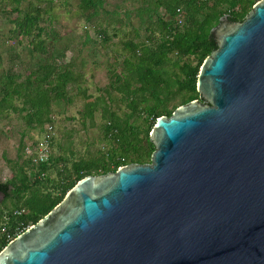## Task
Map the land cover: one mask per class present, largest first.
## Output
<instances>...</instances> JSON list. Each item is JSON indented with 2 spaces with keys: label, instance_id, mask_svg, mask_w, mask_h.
Here are the masks:
<instances>
[{
  "label": "water",
  "instance_id": "95a60500",
  "mask_svg": "<svg viewBox=\"0 0 264 264\" xmlns=\"http://www.w3.org/2000/svg\"><path fill=\"white\" fill-rule=\"evenodd\" d=\"M209 34L202 102L155 120L150 163L77 181L0 264H264V0Z\"/></svg>",
  "mask_w": 264,
  "mask_h": 264
},
{
  "label": "trees",
  "instance_id": "16d2710c",
  "mask_svg": "<svg viewBox=\"0 0 264 264\" xmlns=\"http://www.w3.org/2000/svg\"><path fill=\"white\" fill-rule=\"evenodd\" d=\"M136 1L122 16L118 5L105 9V0H78L76 4L79 16L99 39L97 43L85 35L83 46L90 43L93 49L98 44L106 49L108 29L115 37L129 28L119 43L123 52L119 68L107 63L104 95L93 100L84 96L78 111L83 131L97 129L101 145L93 152L87 149L92 143H86L82 152L76 150L71 131L57 137L53 131L54 108L61 102L69 104L70 92L85 93L74 61H65L70 44L61 42L54 29L43 27L45 10L37 6L28 11L11 9L17 15L10 21L13 27L8 38L29 39L27 51L34 60L24 68L22 78L12 65L2 68L0 64V116L21 115L27 129L40 137L47 126L52 132L45 162L32 164L21 151L10 178L0 182V250L50 211L80 179L113 173L130 164H149L154 148L148 134L155 120L169 117L192 100L202 102L195 81L203 60L216 48L210 30L222 16L241 22L259 0ZM97 111L100 122L95 125ZM19 210L23 213L12 214Z\"/></svg>",
  "mask_w": 264,
  "mask_h": 264
},
{
  "label": "rangeland",
  "instance_id": "374dc122",
  "mask_svg": "<svg viewBox=\"0 0 264 264\" xmlns=\"http://www.w3.org/2000/svg\"><path fill=\"white\" fill-rule=\"evenodd\" d=\"M105 9H112L114 5L120 8L119 15H123L126 8L136 5V0H105ZM78 0H0V64L2 68L10 65L14 70L22 73L25 67H29L34 60L27 48H29V39L17 38L11 39L9 31L12 29V21L17 13L10 12L12 8L20 11H28L37 6L40 10H45L42 15L43 27L54 29L61 42L70 44V50L65 54V61L70 58L74 61L75 67L82 74L79 80L80 88L85 89L84 95L81 90L70 92L71 102L69 104L60 103V107L54 108L53 131L55 137L59 136L63 131H71L74 138V147L82 152L86 143H92L87 149L91 152L97 145L99 135L94 127H87L85 131L79 123L78 111L81 110L84 102V96H89L90 100L100 95H104V89L107 87L108 79L106 74L107 63H112L115 67L121 61L123 52L119 45L120 40L124 38V33L129 30L128 27L117 31L115 37L111 36V30L108 29L107 36L109 43L106 49L96 44L92 49L90 43L83 46L82 41L85 35L98 43V37L93 34L91 27L86 25L76 10ZM45 31H48L46 29ZM60 42V43H61ZM90 47V48H87ZM96 50V54L94 51ZM8 57L12 58L8 62ZM119 68V66H118ZM100 122L99 111L94 114V124ZM21 143L19 144V139ZM40 135L37 131L28 130L21 115L9 114L7 118L0 116V182H4L11 176V170L14 163H19L16 159L18 153L23 154L24 147L34 140H38ZM85 139H87L86 142ZM24 156V155H23ZM2 196L0 195V204ZM8 205V202H5Z\"/></svg>",
  "mask_w": 264,
  "mask_h": 264
},
{
  "label": "built area",
  "instance_id": "2783aa9c",
  "mask_svg": "<svg viewBox=\"0 0 264 264\" xmlns=\"http://www.w3.org/2000/svg\"><path fill=\"white\" fill-rule=\"evenodd\" d=\"M176 12H178V10ZM51 132V127L47 126L45 128L43 136H41L38 140L30 141L24 147L23 155L24 157L29 158L32 164L36 165L47 160L50 151L49 135L51 134ZM21 213H23V210L14 211L12 214L20 215ZM1 232H4V228H1ZM5 237L7 239H10V236L8 234H6Z\"/></svg>",
  "mask_w": 264,
  "mask_h": 264
}]
</instances>
